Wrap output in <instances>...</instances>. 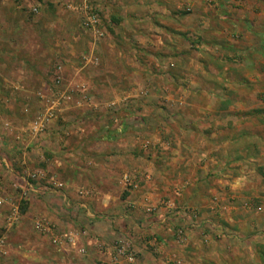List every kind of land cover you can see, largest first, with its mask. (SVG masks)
Masks as SVG:
<instances>
[{
	"label": "rangeland",
	"instance_id": "obj_1",
	"mask_svg": "<svg viewBox=\"0 0 264 264\" xmlns=\"http://www.w3.org/2000/svg\"><path fill=\"white\" fill-rule=\"evenodd\" d=\"M83 1L0 0L4 36L8 40L11 35V42L22 46L10 56L13 62L2 61L6 74H21L23 80L32 73L25 82L18 81L28 91L18 89L17 98L11 96V87L0 85V136L11 148L17 143L20 160L23 153L33 159L29 172L6 163L15 175L6 184L0 182L9 208L7 224L13 206L19 207L20 216L31 197L43 196L30 192L23 197L15 188L18 178L41 172L44 178L34 183L35 188L46 186L50 191L55 179L63 190L67 181H75L80 202L91 205L76 206L79 210L70 214L77 226L59 230L51 224L50 235L39 233L48 238L43 249L52 264L64 261L65 252L56 240L64 233L78 234L73 243L66 240L85 256L78 264H264V177L259 171L264 169V117L248 114L264 106V76L259 88H250L254 70L245 59L229 57L226 68L235 73V83L224 87L228 98L215 106L240 113L219 118L224 125L213 126L207 134L201 129V116L185 114L182 108L210 101L203 96L186 98L190 84L171 81L174 67L166 64L161 51L144 53L135 38L130 41L120 33L119 29H131L135 37L139 28L121 22L118 9L106 4L108 0L91 1L100 12L104 38L97 40L86 32L79 14L69 8H80ZM160 21L147 20L166 28L161 23L166 20ZM14 26L22 28L15 37L8 33ZM226 26L221 41L228 58L234 47L250 41ZM160 29L143 34L150 46L166 47L168 39ZM193 50L199 56L200 48ZM123 59L127 67L120 66ZM62 64L68 67L60 74ZM256 69L264 73V65ZM112 70L118 75H111ZM77 73L78 81L84 76L92 82L86 95L73 91L71 79ZM124 75L134 80L121 82ZM254 91L257 103L249 98ZM62 92L71 98L61 105L49 130L33 137L31 124ZM238 121L242 128L236 134L232 123ZM19 142H34L36 147ZM6 164L0 166L7 174ZM125 176L131 184L124 182ZM2 237L6 243L1 264L10 256L5 231L0 232Z\"/></svg>",
	"mask_w": 264,
	"mask_h": 264
},
{
	"label": "crops",
	"instance_id": "obj_2",
	"mask_svg": "<svg viewBox=\"0 0 264 264\" xmlns=\"http://www.w3.org/2000/svg\"><path fill=\"white\" fill-rule=\"evenodd\" d=\"M1 1L6 2L8 0ZM10 1L12 2V0ZM110 2L114 5L111 6V8L114 9L115 7V9H118L117 13H119L121 22L133 23L132 25H136L139 30H143V32L138 30L136 32L137 36L135 37H133L131 29L124 28L126 29L124 31L119 29L120 33H124L130 41L132 40L131 38H135L140 44L139 49L144 53L149 50L154 52L161 51L160 54H163L162 57L166 56L164 57L167 62L166 64L174 67V70H171V81H185L190 84L188 90L184 91L186 98H188V96H190L191 99L192 97L196 98L197 96H203L210 101L207 105L200 106H192L191 103H187V105L182 108L185 114L190 116H201V129L205 130L207 134L212 132L213 126L215 128L217 125L216 128L220 129L224 125L223 121H218L219 118L231 114L238 115V113H240V110L233 109L231 112V108L229 110H224L221 109L220 106H217V104L215 106V102H222L228 98L226 91H224V87L232 86L231 84L235 83V73L233 74L231 70L226 68V64L229 63V57H232L234 61L241 58L245 59V64L249 65L248 68L250 69L251 67L255 72L253 76H249V79L252 80L255 85H251L250 88H259L258 84L262 82L261 79L264 76V73H260L256 69L257 66L264 65V0H108L106 4ZM232 3H236L238 6L230 7L229 5ZM209 4L214 5L209 6ZM260 8L261 11H258ZM184 10L187 11L184 13L185 15L183 14ZM151 19L166 20L165 22L160 21L166 25V28H164L163 25H158L156 22V25H150L147 20L150 21ZM226 25H230L235 34L243 37L246 36L250 41L248 45H241L237 48L234 47L231 51L232 56L229 55L228 58L223 54L225 51L223 50L221 41V36H223L226 31ZM14 27L8 32L9 34L13 33V37L19 35L22 30V28H18V26H16L17 28ZM121 27H124V25ZM158 27L161 28L157 30L159 33H166L165 35L168 40H165V48H159L156 44L150 46L148 40L143 35L149 34V31H152L153 28L156 30ZM4 29L5 28L0 27V85L3 84L7 87H11L13 93L11 96L17 98L18 89L22 88L21 90L26 93L28 91L26 90L27 88L24 85L22 86L21 83H18V81L25 82L26 79L28 80L31 78L32 73L29 70L31 73L30 76H24L23 80L21 74H6V65L2 63V61L9 58V61L13 62L10 56L14 54L13 51H20L22 46L16 45L14 40L11 42V35L9 39L6 40L3 33ZM194 47L200 48V53L197 57L194 56V52L198 53L193 50ZM144 53L142 54L144 55ZM93 59L94 57H91V60L89 59L86 64L90 65ZM124 60L125 59L121 60L120 66L127 67L124 65ZM126 63L128 65L132 64L134 67L136 66V68L140 67L132 61H126ZM24 66L27 67V63H25ZM66 67H68L66 64L59 65L60 74L65 71L64 69ZM77 71H80V69ZM127 72L128 71H126V73ZM109 73H116V75H118V72H113V70ZM79 75L80 74L77 73L76 76L71 79L72 85H75L73 91L77 89V94L82 93L86 95L90 91V84L92 82L82 79L84 76H81L82 78L78 81L77 79L80 78ZM120 79L121 82L124 80H134L130 75L129 77L124 75ZM81 83L84 84L82 85ZM261 92L264 93V88ZM256 95L258 96V92L254 91L249 94V98L257 103ZM262 98H264V95ZM79 104L82 105L81 102ZM175 113H177V110ZM248 114L264 117V106H256L248 110ZM192 119L194 120V118ZM215 119L217 122H215ZM238 123L240 122L232 123V127L236 134L240 133L242 128ZM212 137L218 139L217 134L212 135ZM233 138L235 137L233 136ZM13 144V148L7 146L8 144L0 136V165L1 163L6 164L8 162L13 163L15 168L22 165L21 167L24 168L21 169L29 172L32 167V156L23 153L24 160H20V156L16 153L17 149L14 147L17 146V143L13 142ZM20 144L23 143L19 142V145ZM22 146H26V148L36 147L34 142L23 144ZM12 150H14V152H12ZM6 151H8V158L4 155ZM8 164H6L8 167L7 174L0 166V182H2V184H6L10 181L11 177L14 178L13 176H15L13 175L14 169H9L10 165ZM19 174L20 173L16 175L17 178ZM61 175H63V173ZM19 182L20 178H18V183ZM71 182L72 181H67L65 189L63 190H55L52 188L48 191L46 186L36 188L34 195L41 193L43 195L42 198L40 200L34 199L36 196L33 195L34 197H31L29 205L26 206L24 212L17 217L14 225L7 224V217L9 215L8 206L0 210V232L5 231L6 236H8L9 247L7 251L8 254L10 253L8 258H3L2 264H52L45 258V253L47 252H44L43 249L48 238L39 235L35 227V222L38 218L43 217L46 218L50 224L58 227L59 230L78 225L73 221V218L70 217V214L75 213L76 209L79 210L76 206L82 207L91 205L80 202V197L78 193L75 192V181H73V183ZM105 206L107 205L105 204ZM68 236L69 238H71V236H74L76 239L78 238V234L76 233H70ZM68 236L64 233L56 237L62 242V249L65 252L64 256H62L64 261L59 259L57 263L78 264L76 261H79L80 258H85V256H80L78 254V249V251H75L72 246L67 245L66 240L69 239ZM2 257L3 255L1 258ZM67 257L70 258L68 259L69 263L65 262V258ZM149 259L150 257L148 260ZM55 260L53 259L54 262Z\"/></svg>",
	"mask_w": 264,
	"mask_h": 264
},
{
	"label": "built area",
	"instance_id": "obj_3",
	"mask_svg": "<svg viewBox=\"0 0 264 264\" xmlns=\"http://www.w3.org/2000/svg\"><path fill=\"white\" fill-rule=\"evenodd\" d=\"M92 0H84L83 4L78 7L70 6L69 8L79 14L81 17V23L82 28L94 36L97 40H101L105 36V31L103 30L102 25V19L99 10H97L92 2ZM34 12H37L35 9ZM61 82V78L57 79V83L59 84ZM71 97L67 93H59L58 100L55 101L50 107L47 108L30 126L29 133L33 137H38L43 134H45L50 126L54 123V121L57 118V114L61 111L62 107L61 105L64 104L67 100H69ZM20 182L15 185V188L18 190H21L22 196L26 197L30 192L35 193L36 188L34 186V183L40 181L44 178L43 173L36 172L28 178L21 176ZM125 183L131 184V178L129 176H125L124 178ZM56 190H61L64 185L57 182L55 179H52L50 182ZM6 199L4 197V189L2 188L0 184V208H4L6 204ZM12 215L8 219L9 225H14V222L16 221L17 217L19 216V207L13 206L12 207ZM35 227L38 230L39 233L44 235H50L52 233L51 224L47 221L46 218H39L36 220ZM74 237L71 236L69 238V242L73 243L75 240ZM57 241H60L56 239ZM5 238H0V264H1V256L4 254V247H5ZM62 244V242H60Z\"/></svg>",
	"mask_w": 264,
	"mask_h": 264
},
{
	"label": "trees",
	"instance_id": "obj_4",
	"mask_svg": "<svg viewBox=\"0 0 264 264\" xmlns=\"http://www.w3.org/2000/svg\"><path fill=\"white\" fill-rule=\"evenodd\" d=\"M260 174L264 177V169L259 170Z\"/></svg>",
	"mask_w": 264,
	"mask_h": 264
}]
</instances>
